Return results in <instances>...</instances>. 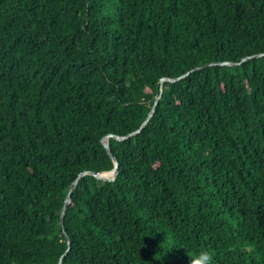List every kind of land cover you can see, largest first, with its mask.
Returning a JSON list of instances; mask_svg holds the SVG:
<instances>
[{"label": "trees", "instance_id": "obj_1", "mask_svg": "<svg viewBox=\"0 0 264 264\" xmlns=\"http://www.w3.org/2000/svg\"><path fill=\"white\" fill-rule=\"evenodd\" d=\"M261 52L264 0H0V264H264V56L61 225Z\"/></svg>", "mask_w": 264, "mask_h": 264}, {"label": "water", "instance_id": "obj_2", "mask_svg": "<svg viewBox=\"0 0 264 264\" xmlns=\"http://www.w3.org/2000/svg\"><path fill=\"white\" fill-rule=\"evenodd\" d=\"M263 56H264V52L256 53V54L248 55V56L244 57V59H242L239 63H226V62H224V63H212V64H208L206 66H202V67H199V68H194L193 70L189 71L188 73H186V74H184V75H182V76H180L178 78L164 77L162 79V87H161L160 95L157 98L156 103H155L152 111L150 112L149 116L147 117L146 121L142 124V126L139 129H137L136 131L131 132L130 134H127V135L121 136V135L110 134V135L106 136L103 139V144H104L105 148H107V150H108L109 154L111 155V157L113 158V160L115 162V167L112 170H109V171H98V170H92V169L91 170H84L77 176V178L72 183V185H71V187L69 189V192L67 194V197L65 199L62 211H61V225L64 227V230H66V228H65V219H66L67 210H68V207H69L70 203L72 202L73 193L75 192L80 179L83 176L87 175V174L93 175V176H95V177H97L99 179H103V180H107V181L116 179V177L119 174V161H118L117 156L114 154L113 148H112L111 143H110V139L114 138V139L122 142V141H126V140H128V139H130L132 137H135L139 133H141L147 127V125L150 123L152 117L154 116L155 111H156V109L158 107V104L160 102V99L162 98V95L164 93V86L168 82L174 83V82L181 81L182 79H185L186 77H188L193 72L194 73L195 72H199V71H202V70H205V69H208V68L241 66L247 60L258 59V58H261ZM67 236L69 237V235H67ZM71 244H72V241L69 238V246H68L67 251L71 248ZM61 262H62V258H61L60 264H61Z\"/></svg>", "mask_w": 264, "mask_h": 264}, {"label": "clouds", "instance_id": "obj_3", "mask_svg": "<svg viewBox=\"0 0 264 264\" xmlns=\"http://www.w3.org/2000/svg\"><path fill=\"white\" fill-rule=\"evenodd\" d=\"M213 256L207 250H202L196 255H194L191 260L190 264H212Z\"/></svg>", "mask_w": 264, "mask_h": 264}]
</instances>
